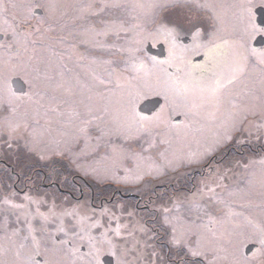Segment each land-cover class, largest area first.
<instances>
[{
	"label": "flooded vegetation",
	"instance_id": "obj_1",
	"mask_svg": "<svg viewBox=\"0 0 264 264\" xmlns=\"http://www.w3.org/2000/svg\"><path fill=\"white\" fill-rule=\"evenodd\" d=\"M0 1L2 9L5 10L9 2H6L7 0ZM71 1L75 2V0H67L66 3ZM51 3L58 6L54 13ZM87 3V0H84L80 5L84 6ZM59 5H62L60 0H43L42 9L36 7L31 9L34 16L45 17L39 27V49L43 55L42 61H44L40 65L42 70H49V74L54 76L57 70L64 71L67 79L79 77L81 82L94 85L92 88L93 95L101 91L104 92V86L97 84L96 80H111L107 74L109 70L106 64L110 56L106 51V41L110 35H114L119 29L110 30L111 21L104 15L105 9L98 13H90L88 11L92 10L87 9L85 14L81 15L80 21H77L73 13L64 12L63 8L57 13L61 7ZM37 11H40V14ZM258 14L262 16L260 23H257ZM254 16L257 27L264 29V7L256 8ZM112 22L120 25L115 21ZM161 24L167 27L171 22L169 20L166 22L155 20L146 30L156 28V25L160 27ZM78 28L84 33H81ZM200 29L205 33L207 28L205 25L197 24L192 25L190 30L181 29V31L195 33ZM77 31L81 35H87L89 40L86 37H80ZM54 35L56 36L54 37ZM51 37L55 38V41L47 46L45 42ZM183 38H186L184 44L190 42L188 36ZM178 40L181 39L178 38ZM250 44L257 51L264 50V35L257 34L250 41ZM153 46V48H158L157 44ZM156 54L157 56L153 58L157 59L164 56V54L162 57L158 53ZM189 58L193 64L204 62L203 53L199 55L186 54L185 59ZM198 75L201 76L202 74L198 73ZM93 77L96 80H93ZM245 78L243 82L247 84L248 90L245 118L251 126L256 120L264 121V108L261 106V97L264 94L260 91L258 78L251 70ZM114 85L111 82L107 88L112 90L111 86ZM44 87L45 84L41 80L39 90H43ZM231 87L229 86L222 94L219 103L222 109H218L217 113L219 114L214 117L222 131H229L230 129V132L235 127L232 124L233 113L239 105L235 97L229 94ZM7 91L10 95L12 94V101L18 104L17 107L25 106L26 103L24 102L29 101L27 93H30L31 90L28 82L24 81L23 93L15 92L11 86L7 87ZM83 91L86 95L87 90ZM49 96H55L57 99L68 102L62 103L57 112H51L49 111L52 107L48 100ZM14 97L19 98L16 100ZM106 97L110 100V96L106 95ZM78 99L79 97L69 98L65 96L63 90L48 91L45 98L39 101L41 121H44L45 124L48 122V120L45 121L44 116L46 115L51 118V127L59 128L57 123L61 121L62 116L68 124L72 122V117L75 124L74 128L87 127V129L95 130V128L88 127L90 123L87 121L91 119L92 111L97 108L96 104H93L91 111H89L83 104L73 102ZM195 101L200 102L198 98H195ZM11 105L14 104H9L3 99L0 103V116L11 115L17 109L16 107L10 108ZM74 107L79 110H75ZM158 107L144 111L137 110V112L143 116H152L159 112L160 108ZM120 119H123L121 113L116 116V119L107 121H112V127H115V130L109 129V131H125L124 125L119 122ZM167 120V115L163 116V123ZM187 121V117H183L176 123L182 125ZM168 123L172 122L168 121ZM173 124L171 125L172 128H176L174 127L176 124ZM261 127L262 131L259 132L262 133L264 132V125ZM100 129L103 130L101 126ZM184 131L189 134L186 130ZM252 136H256L257 139H249L246 145H236V140L231 143L225 141L227 143L222 144L219 151L204 152V156L201 153L202 149L197 148L200 145H189L194 147L192 152L195 155H202L203 158L198 162L190 159L183 165H178L184 168L174 167L168 170L171 172L178 169L180 173L171 172L165 175L162 181H160L162 178L152 181L143 178L142 175L132 173L134 169L127 168L129 163L122 164L120 168H117L126 175L133 177L130 181H124L126 175H117L115 171L114 173L108 171V173L104 172L103 174L96 173L95 170L102 168V163L92 164L87 161L80 163L78 159L67 158V154L59 158L55 154L56 152L52 151L54 148L50 149L49 147L43 148L42 151L39 149V152L31 149L32 157L25 159L26 161L14 157H0V196L4 197L8 194L11 196L14 193L12 204L7 206V211H0L5 214V218L0 214V218L4 220L0 223V250H8L6 256L0 255V259L12 260L16 250L31 251L34 241H36L40 243V255L36 257V264H43L45 260L50 262L56 260L60 264H81L80 258L90 251L91 242L89 239L82 238L84 243L80 244L79 251L74 252L75 254L68 253V250L73 246L72 242L75 241L79 233L84 235V232L78 230L81 227L77 222L78 216L83 215L84 219L88 221L87 224L96 226L97 232H92L95 234H91L92 237L100 240L102 234L107 233L104 238L105 243L97 245L102 249L100 264H117V251L119 250L117 245L132 243L133 234L144 237L147 241L145 245H150L149 252L153 258L152 264H208L206 258L194 260L188 252V243L186 242L190 239V225L188 223L190 221H183V224H180L178 220L173 219L172 215L175 212H181L188 218L191 216L189 214L190 209L196 208L197 213L192 216L196 215L198 222L194 221V217L190 219L193 220L194 231L199 233L203 240L206 236L205 233L216 234L217 229L213 226H217V222L221 228L222 224H225L224 230L227 232V240H232L235 233L234 224L236 222L234 218H236V214L232 199L224 193L230 186L232 176L240 173L241 165L249 166L251 160L264 161V134L257 133ZM179 146L181 145L172 147L174 154H170L177 155V152L180 151ZM156 160L161 161L162 159ZM239 161L241 164L238 169L237 162ZM135 163L137 164V161ZM119 181L122 182L117 183ZM222 184L221 189H212V186H221ZM111 211H114L112 214L119 212L124 215L122 216L124 232L116 234L109 231L110 227L114 228L108 222L110 219L107 217V213H111ZM97 214L102 215L99 217L105 225H99L100 223L96 218ZM208 221L209 228L207 226ZM210 222H213L214 225L212 226ZM127 227L130 228L131 232H126ZM132 229H139L140 232H133ZM174 239L179 240L180 244H174ZM107 241H111V245ZM21 246L27 247L22 248ZM110 247L112 255L108 254ZM53 249H59V253L55 256L52 254ZM132 262L130 260V264H133Z\"/></svg>",
	"mask_w": 264,
	"mask_h": 264
},
{
	"label": "rangeland",
	"instance_id": "obj_2",
	"mask_svg": "<svg viewBox=\"0 0 264 264\" xmlns=\"http://www.w3.org/2000/svg\"><path fill=\"white\" fill-rule=\"evenodd\" d=\"M60 1L62 5H59L61 7L57 10V13L63 8L64 12L73 13L77 21H80L81 15L85 14L87 9L92 10L88 11L90 13L101 11L100 9L105 2V0H87L88 3L81 6L80 3H83L84 0H75V2L71 1L70 3H66L67 0ZM6 2H9L6 7L7 11L6 9H2L0 1V33L2 35V39L0 40V103L4 99L9 104H14L10 108L16 107L17 109L11 115L0 116V157H14L18 160H25L32 157L33 153H31V149L39 152V149L42 151L43 148L49 147L50 149L54 148L52 151L56 152L55 154L59 158L67 154V158L78 159L80 163H86V161L92 164L102 163V168L98 169L99 171L95 170L96 173H114L115 171L117 175H126L122 170L119 171L117 167L120 168L122 164L129 163L127 168L134 169L132 173L142 175L143 178H148L152 181L162 178L160 180L162 181L165 175L175 171L179 172L178 169L184 168L178 165H183L190 159L198 162L203 158L204 152L219 151V147L227 143L225 141L231 143L236 140V145H246L249 139H257L256 136L252 135H256L257 133H260V135L264 134V132H259L262 131L261 126L264 125V121L256 120L250 126L248 120L245 118L246 96L248 94L247 84L243 82L246 79L245 77L233 85L229 92L239 104L233 113L234 120L232 124L235 127L232 128L231 132L230 129L229 131H222L214 118L219 114L217 113L218 109H222L221 105L219 104L218 107L220 108H218L214 103L202 99L198 88H193L186 98L166 110L163 116L167 115V122L139 133L135 129L129 131L126 127L124 114L119 111V104L117 103L122 91L117 88L119 78L126 76L134 85L142 87L137 80L133 79L137 73L132 70L131 65L141 61L151 64V60L156 59L153 58L157 56L156 53L160 57L164 54L162 58H157L156 60H164L168 57L169 40L163 35L156 36L157 29L159 28L157 25L155 26L156 28H151V30L147 31L146 29L150 27L151 22L155 20L166 22V20H169L171 24H168V28L187 30H190L192 25L200 24L201 26H206V32L203 33L200 29L198 34H196L197 31L195 33H186L182 32L181 29L175 30L174 39L178 55L181 53H185V55L195 54L187 50H191L196 44L207 45L213 34L217 32L218 25L212 19L211 13L205 9L196 8L193 0H175V6L157 8L148 15L143 10L132 7L133 3L146 2V0H123L124 6L121 8H105L104 15L111 21L110 30L119 29L114 35H110L106 41V51L110 56L106 64L109 70H107V74L113 85L116 83V85L111 86L112 90L108 88L104 90L105 96H110L111 103L109 104V110L102 112L99 110V106L96 105L97 108L92 111L91 123L88 127L95 128L97 131L87 129V127L76 129L73 127L75 125L74 119L71 117L72 122L68 124L63 116L61 121L57 123L60 127L52 128V124L50 123L51 118L48 116H44L45 121L48 120L46 124L44 121H41L39 109L41 98L36 94L38 92L37 88L30 86L29 83L40 84L41 81H34L35 73L30 70L27 72L24 70V66H35V63L42 61L43 58L39 49V27L45 20V17L34 16L31 11L35 7L42 9L43 0H7ZM159 2L167 4L169 0H159ZM200 2L203 3L205 0H200ZM214 2L228 5L233 0H214ZM51 4L55 6L52 8V12L54 13L58 6L54 3ZM221 11L227 12L226 9H222ZM227 15L230 16L231 13L227 12ZM112 21L120 25L118 26ZM233 22L226 23L227 30L219 33V35L229 41L236 40L239 35L231 31V23ZM78 29L81 33H84L80 28ZM80 32L77 31L80 37H88L87 35H81ZM154 36L156 38H153ZM185 36H188V39L190 38L189 43H183L186 41V38H183ZM178 38L181 40H178ZM87 39L89 40V38ZM54 41L55 38L51 37L45 43L48 46L49 43H54ZM135 41L140 42L135 43ZM155 44L162 45L160 51H158V48H153ZM119 45H121V48H119ZM148 45L151 46L154 54L146 51ZM129 49H136V51L130 52ZM203 51L204 48H201L200 54ZM17 65L19 67H15ZM14 67L15 70H13ZM168 73L171 79L179 76L182 80H197L200 77L198 73L201 72L195 71L192 77L189 78L184 73H177L174 66L168 68ZM10 78L11 80L9 81ZM16 78L23 84L24 81L28 82L31 90L30 93H27V98L31 96V99L24 102L26 104L22 107H17L18 104L12 101V94L10 95L7 91V87L11 86L13 88L12 80ZM19 90L22 91L24 89L20 87ZM20 91L18 93L24 92ZM149 96H153L154 98L151 97L149 99ZM14 98L17 100L19 97ZM195 98H198L200 102H196ZM21 99L23 100V98ZM152 99H159L160 104H163V100L160 97L148 95L137 104L136 111L149 110L150 108L140 109V105ZM29 102L30 104H28ZM74 109L79 110L76 107ZM120 113L123 119H120L119 122L124 125L123 129L125 131H109V129L115 130V127H112V121H107L109 119H116V116H119ZM242 115L243 117H241ZM183 117H187L188 121L182 125H178L180 123L177 124L176 122ZM168 121L172 123H168ZM173 123L176 124L174 126L176 128H172L171 125ZM17 124L20 127L13 131L12 129ZM100 126L103 130L100 129ZM184 130L189 132V134H186ZM182 136L184 137L182 138ZM175 145H181L179 146L180 151L177 152V155H173L174 151L172 147ZM189 145H200L197 148L202 149V155H195L192 152V148L194 147ZM156 159L162 160L157 161ZM136 161L137 164L135 163ZM251 161V165L249 166H240V173L232 176L230 186L224 193L232 199V205L236 214V216L234 215L236 217L234 218L236 222L234 224L235 233L232 236V240H227V232L224 230L225 224L223 223L221 228L219 222L216 223L217 226H213L214 223L210 222L217 229L216 234L210 235L205 233V239L202 240V250L208 253L206 257L208 264L209 260H211L212 264H264V248H262L259 242L260 229L264 227V164L261 163V160ZM240 164V161L237 162L238 169ZM174 167L178 169L171 172L168 171ZM120 177L123 178L122 176ZM132 178L130 175H126L124 181H130ZM120 182L122 181L117 183ZM124 183L127 184V182ZM222 187L223 184L221 186L214 185L212 189H221ZM13 194L11 196L10 194L4 197L0 196V211H7V206L12 204ZM113 212L107 213V217L110 219L108 222L114 226V228L110 227L109 231L116 234L117 232L118 234L122 233L125 231L123 229L124 223H122V216L124 215L119 212L112 214ZM196 213L197 209L194 208L190 209L189 214L191 216H188V218L181 212H175L172 217L174 220H178L180 224H183V221L187 222L189 220V230L194 231L192 227L193 220L190 218L194 217V221L198 222L196 215L192 216ZM0 214L5 218L4 213L0 212ZM69 215L72 216V214ZM97 215L96 218L100 223L99 225H105L99 217L102 215ZM2 221L4 220L0 218V223ZM103 221H106V219H103ZM77 222L79 223V227H81L78 230L84 232V235L79 233L76 236L75 241L72 242L73 246L68 250L70 254H75L73 250L78 249L80 244L84 243L82 238H88L91 234L95 235L93 233L97 232L96 226L87 224L88 221L84 219L83 215L78 216ZM132 230L133 232H140L139 229ZM128 231H130L129 227L126 229V232ZM114 242L117 243L119 241ZM145 243L147 241L144 237L133 234L132 243L117 245L119 248L117 259L119 258L122 264H130V260L133 261V264H152L153 258L149 252L151 248L150 245L146 246ZM191 246H196L194 239L191 240ZM249 247H251V250L247 252Z\"/></svg>",
	"mask_w": 264,
	"mask_h": 264
},
{
	"label": "snow or ice",
	"instance_id": "obj_3",
	"mask_svg": "<svg viewBox=\"0 0 264 264\" xmlns=\"http://www.w3.org/2000/svg\"><path fill=\"white\" fill-rule=\"evenodd\" d=\"M193 4L196 8H202L211 13L212 19L218 25L217 32L213 34L207 45L196 44L191 50H187L199 55L200 49L204 48V62L202 64H193L190 58L185 59V53L178 55L174 39L175 29L161 24L157 29L156 36L163 35L169 40L168 57L164 60L152 59L151 64L141 61L131 65L132 70L137 73L133 79L137 80L142 87L134 85L126 76L119 78L123 83H120L119 80L117 83V88L122 90L117 103L119 104V111L124 114L126 127L129 131L135 129L137 133L144 132L163 123V115L166 110L186 98L193 88H198L202 99H206L207 102H212L218 106L225 90L229 86L237 84L238 81L249 73V70L258 78L260 91L264 94V50L257 51L250 44V41L257 34L264 35V29L257 27L254 16L256 8L264 7V0H233L228 5L218 4L214 0H205L203 3L200 0H193ZM123 6V0H105L100 10L102 11L105 8H121ZM166 6H175V0H169L167 4L160 3L159 0H146V2L132 4L133 8L143 10L146 15L151 14L157 8ZM52 7L55 6L53 5ZM222 9H226L231 15L228 16L227 12L221 11ZM230 21H234L231 23V31L239 34L238 38L232 41L224 39L223 36L219 35V33L227 30L226 23ZM196 34H198V31ZM156 36L153 38H156ZM139 42L135 41V43ZM226 49L227 51H225ZM129 51L135 52L136 49H129ZM42 63L44 61L36 62L35 66H24L26 72L30 70L35 73L34 81L42 80L44 82L45 87L43 90H39V83L29 82L30 86H35L39 90L36 94L41 99L45 98L48 91L56 92L57 90H63L64 95L69 98L79 97L78 100L73 102L83 104L89 111H91L93 104L98 105L99 110L102 112L109 110L111 101L105 96L104 92H98L93 95L92 88L94 85L81 82L79 77L67 79L64 71L57 70L55 76L51 75L49 74V70H42L40 66ZM174 66L177 73H184L189 78L192 77L195 71L201 72L202 75L197 80H182L179 76L171 79L168 68ZM15 67H19V65ZM15 67L13 70H15ZM93 80H96V78L93 77ZM96 83L103 85L107 89V85L111 81L101 79L96 80ZM85 89L87 90L86 95L83 91ZM148 95L160 97L163 100V104H161L159 112L152 116H143L136 111V106ZM29 99H31V96ZM48 100L52 105L49 109L51 112H57L62 103L68 102L67 100L57 99L55 96H49ZM261 101V106L264 108V95H262ZM87 123H91V121L89 120ZM19 127L20 125L17 124L12 130L15 131ZM261 163L264 164V161H261ZM189 233L190 240L186 242L188 243L189 254L194 260L206 258L208 253L202 250L203 237L192 230H189ZM106 236L107 233L102 234L100 240H96L92 236L88 237L91 242L90 251L80 258L81 264H100L102 249L101 247H97V245H103ZM192 239H194L196 247L191 246ZM107 242L111 245V241ZM259 242L262 248H264V227L260 229ZM173 243L179 245L180 241L174 239ZM21 247L26 248L27 246ZM78 251L79 249L73 250V252ZM7 252V249L0 250V255L6 256ZM58 253L59 249L52 250L54 256ZM108 254H113L111 247ZM39 255L40 243L34 241L31 251L22 252L16 250L12 260L0 259V264H36V257ZM43 264H60V262L45 260ZM117 264H122L119 258L117 259ZM209 264H212L211 260H209Z\"/></svg>",
	"mask_w": 264,
	"mask_h": 264
},
{
	"label": "water",
	"instance_id": "obj_4",
	"mask_svg": "<svg viewBox=\"0 0 264 264\" xmlns=\"http://www.w3.org/2000/svg\"><path fill=\"white\" fill-rule=\"evenodd\" d=\"M38 14H40V11H37ZM261 18L262 16L258 14V18H257V23H260L261 21ZM2 39V35H0V40ZM161 46L158 45V51L161 50ZM146 51L150 54H154L153 53V50L151 48L150 45H148L146 47ZM12 85H13V89L15 92H18L20 91L19 90V87H22V89H24V84L19 80V79H13L12 80ZM24 90L20 91V92H23ZM160 104V100L159 99H152V100H148V101H145L144 103H142L140 105V109H143V108H157V106ZM251 250V247L248 248L247 252H249Z\"/></svg>",
	"mask_w": 264,
	"mask_h": 264
}]
</instances>
